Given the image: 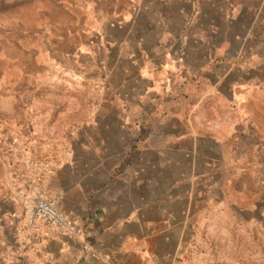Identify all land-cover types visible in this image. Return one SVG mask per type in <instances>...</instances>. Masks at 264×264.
Masks as SVG:
<instances>
[{"label":"crops","instance_id":"crops-1","mask_svg":"<svg viewBox=\"0 0 264 264\" xmlns=\"http://www.w3.org/2000/svg\"><path fill=\"white\" fill-rule=\"evenodd\" d=\"M44 2L54 11L51 29L7 24ZM263 36L264 0H0V69L54 68L62 45L75 52V41L85 40L86 58L98 64L102 54L101 67L110 64L124 88L133 89L107 94L82 135L68 126L64 148L53 100L33 108L29 94L0 95V117L8 118L0 123L6 150L0 164L15 187L14 195L6 192L9 208L0 223L28 246L23 261L186 264L190 218L203 216L207 192L218 190L215 164L225 160L224 150L240 147L250 157L240 163L242 180L257 178L249 165L264 173V109L255 108L264 101V53L257 60L252 50ZM6 75L0 72L2 92L14 82ZM177 84L207 87L182 97L186 103L172 112ZM205 101L211 110L203 111ZM222 103L239 124L229 137L221 134ZM168 113L177 125H149ZM39 184L74 236L48 230L41 220L27 225L26 207Z\"/></svg>","mask_w":264,"mask_h":264},{"label":"rangeland","instance_id":"rangeland-1","mask_svg":"<svg viewBox=\"0 0 264 264\" xmlns=\"http://www.w3.org/2000/svg\"><path fill=\"white\" fill-rule=\"evenodd\" d=\"M108 7L111 9L112 4H108ZM22 16L21 21H8L7 24H11L13 28L22 26L28 30H48L53 25L54 11L50 4L44 2L30 6L22 12ZM76 41L75 44L78 45L75 52L72 51V44L61 46L62 61L54 68H30L27 74L21 69L10 71L0 69V72H6V76L11 81L14 80L5 92L0 90V95L20 98L29 94L30 107L33 108H41L43 104L51 107L52 100L54 101L55 108H59V117L58 114L57 117L62 127L59 136L65 140V143L61 142L62 148L67 144V127L73 125L77 129V135L79 133L82 135L80 132L82 126L91 121L94 122L98 110L108 102L107 94L126 93L133 90L132 86L128 90L124 88L116 69L109 68L110 64L107 63L105 70L101 67V62L104 60L102 54L97 64L90 58H86L85 40ZM259 41L262 43L260 44ZM252 45L253 54L257 60H261L260 51L263 50L264 53V36L258 41L254 39ZM173 87L171 93H174L172 97L175 99L171 102L172 112L180 111L182 101L183 104L186 103L184 100L181 101L182 97L203 93L207 86L192 84L184 88L177 84ZM36 94H47L49 97H36ZM32 99H35V102H32ZM190 101L189 99L188 103ZM202 104L203 111L211 110L212 102L205 101ZM255 108L264 109V101H257ZM169 113L166 116L150 118L151 124H148L177 125L179 120L168 117ZM219 114L221 134L229 137L231 126L234 128L239 124L234 118L229 117V107L224 103L220 106ZM5 119L8 118L0 117V123H4ZM4 136V133L0 134V157L2 158L6 152ZM224 151L226 152L225 160L221 158V163L215 164L218 171L215 170L214 184L218 190L215 188L214 191L207 192L208 196L206 194L204 203L205 214L203 216L199 213L194 214L190 218L193 228L187 232V245L184 250L186 264H264L263 169L261 166L249 165V169L254 171L253 176L257 178L244 181L238 177L237 172L246 168L240 163L250 160V157H246L240 147ZM33 153L35 154V150ZM231 155L233 162L226 163L225 161H228ZM10 189L9 184L5 182L4 165L0 164V217L3 209L9 208L4 199L7 198L6 192L8 194ZM12 194H15V187L11 189ZM13 235L14 231L10 226L0 223V264H26L23 256L28 246L26 244L19 246Z\"/></svg>","mask_w":264,"mask_h":264},{"label":"built area","instance_id":"built-area-1","mask_svg":"<svg viewBox=\"0 0 264 264\" xmlns=\"http://www.w3.org/2000/svg\"><path fill=\"white\" fill-rule=\"evenodd\" d=\"M26 219L30 228L34 227L38 220H41L48 230H57L66 236L76 234L71 221L57 210L55 199L48 196L41 184L27 204Z\"/></svg>","mask_w":264,"mask_h":264}]
</instances>
